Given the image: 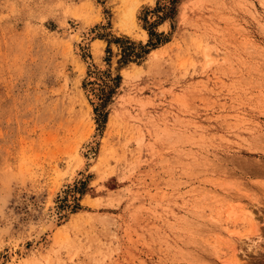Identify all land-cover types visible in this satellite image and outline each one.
I'll return each mask as SVG.
<instances>
[{
  "label": "rangeland",
  "instance_id": "obj_1",
  "mask_svg": "<svg viewBox=\"0 0 264 264\" xmlns=\"http://www.w3.org/2000/svg\"><path fill=\"white\" fill-rule=\"evenodd\" d=\"M236 262L264 264L261 0H0V264Z\"/></svg>",
  "mask_w": 264,
  "mask_h": 264
},
{
  "label": "bare ground",
  "instance_id": "obj_2",
  "mask_svg": "<svg viewBox=\"0 0 264 264\" xmlns=\"http://www.w3.org/2000/svg\"><path fill=\"white\" fill-rule=\"evenodd\" d=\"M261 4L264 6V0H261ZM82 33H81V31H78V32H75L74 34H73V36H72V38H73V40L75 41V42H79V41H81V38H82ZM86 40V39H85ZM249 212V211H248ZM249 214L250 215H252L253 216V213L252 212H249ZM235 216V213L233 212V211H229L228 212V217L229 218H232V217H234ZM262 216V215H261ZM53 226H54V221H53V219H51V218H48L46 221H45V223L42 225V227H41V229H40V231L37 233V235H36V239L38 240L39 238H41L43 235H45L46 233H48L52 228H53ZM248 235H246V239H244L243 241H247V242H252V244H251V247H255V246H257L258 244H259V242H260V239H261V237L259 236V235H255L253 238H250V236L249 237H247ZM237 250V249H236ZM236 257H237V253H236ZM236 264H239L238 262H236Z\"/></svg>",
  "mask_w": 264,
  "mask_h": 264
},
{
  "label": "trees",
  "instance_id": "obj_3",
  "mask_svg": "<svg viewBox=\"0 0 264 264\" xmlns=\"http://www.w3.org/2000/svg\"><path fill=\"white\" fill-rule=\"evenodd\" d=\"M140 48H142V46L140 45ZM125 50H128L127 48L125 49ZM147 53H149V52H147V51H141L140 53H135V54H133L132 52H128V54H124V52H123V57H122V59H121V62H123V63H128V62H130V56L131 55H133V57H134V59L132 60V62H136V63H139V61L142 59V57H143V54H147Z\"/></svg>",
  "mask_w": 264,
  "mask_h": 264
}]
</instances>
